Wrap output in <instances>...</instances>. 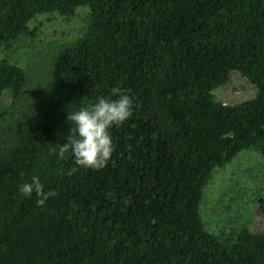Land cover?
Returning <instances> with one entry per match:
<instances>
[{"label":"trees","instance_id":"1","mask_svg":"<svg viewBox=\"0 0 264 264\" xmlns=\"http://www.w3.org/2000/svg\"><path fill=\"white\" fill-rule=\"evenodd\" d=\"M80 7L85 32L57 53L48 94L0 154V264H264V233L221 237L200 214L214 170L246 150L264 158V0H0V120L26 84L3 50L36 38L33 18ZM233 72L255 96L215 101ZM117 87L132 114L110 129L108 164L58 158L67 114ZM32 176L56 193L43 206L18 191Z\"/></svg>","mask_w":264,"mask_h":264},{"label":"rangeland","instance_id":"2","mask_svg":"<svg viewBox=\"0 0 264 264\" xmlns=\"http://www.w3.org/2000/svg\"><path fill=\"white\" fill-rule=\"evenodd\" d=\"M88 9L80 7L68 18L58 14L41 15L29 22L36 38H20L2 52L1 58L21 68L26 77L22 95L0 120V154L13 146L19 130L36 114L50 89L52 63L57 53L83 35ZM255 87L238 72L229 75L225 85L213 91L215 101L236 105L252 99ZM264 200V158L253 150L239 153L223 168L212 172L200 204L205 228L218 236L233 239L245 228L251 234L264 233V215L258 200Z\"/></svg>","mask_w":264,"mask_h":264},{"label":"clouds","instance_id":"3","mask_svg":"<svg viewBox=\"0 0 264 264\" xmlns=\"http://www.w3.org/2000/svg\"><path fill=\"white\" fill-rule=\"evenodd\" d=\"M132 104L131 97L117 87L112 89L109 97H97L94 103L67 114L71 135L59 146L58 158L70 152L77 167L103 169L114 150L110 129L121 125L131 116ZM18 191L26 198H31L34 193L41 206L56 195L54 191L44 190L38 176L21 183Z\"/></svg>","mask_w":264,"mask_h":264}]
</instances>
